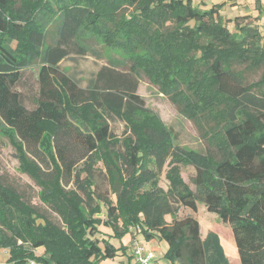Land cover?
I'll list each match as a JSON object with an SVG mask.
<instances>
[{"label": "trees", "instance_id": "trees-1", "mask_svg": "<svg viewBox=\"0 0 264 264\" xmlns=\"http://www.w3.org/2000/svg\"><path fill=\"white\" fill-rule=\"evenodd\" d=\"M227 1L236 2L204 9L194 0H0V122L41 201L61 219L0 176V248L10 261L42 247L45 264H100L125 253L123 238H136L139 225L147 240L168 243L174 264H230L217 232L202 238L194 215L177 216L203 202L231 225L241 264H264V71L245 79L264 66V36L255 16L224 19ZM89 33L143 53L129 70L120 61L102 65L82 86L62 62L90 51ZM140 72L195 122L206 151L175 144L138 92ZM112 116L126 123L122 140ZM98 154L115 200L95 184ZM182 163L195 168L194 189ZM102 224L118 244L102 236Z\"/></svg>", "mask_w": 264, "mask_h": 264}, {"label": "rangeland", "instance_id": "rangeland-1", "mask_svg": "<svg viewBox=\"0 0 264 264\" xmlns=\"http://www.w3.org/2000/svg\"><path fill=\"white\" fill-rule=\"evenodd\" d=\"M17 1L18 4L21 2V0ZM223 1L224 0H194V3L204 9H209L213 4ZM220 13L224 19L234 18L235 16L244 14H250L251 16L257 17L254 23H256V26L264 36V0H236L235 3L227 1L221 8ZM46 17V19H48L51 16L48 15ZM228 27L231 31H236L232 22L228 24ZM49 28L51 29V26ZM85 40L88 43L89 48H91L86 55L73 53L62 62V66L69 69V73L73 75L82 86H86L88 79L93 76L102 65L117 63L120 61L121 64L119 67L121 69L129 70L131 63L133 62V57L143 53L140 49L134 51L131 47L118 48L110 45L107 46L106 44H103L101 40L94 38L90 33L89 35H86ZM263 71L264 66L257 69L247 70L245 72L246 82L257 81L261 78ZM30 72L31 70L27 69V72L25 73L26 77H32L33 73ZM137 77L139 79V94L145 99L146 105L159 115L166 127L171 131L175 144L199 151H206L208 144L195 122L183 115L170 98L161 93L158 86L151 82V79L144 72H140ZM26 102L28 106H31L29 100ZM109 123L112 133L121 140L129 134L126 123L121 118L116 116L109 117ZM95 166L96 186L101 192L109 194V196L115 200L116 196L112 192L108 180L107 165L101 154H98ZM169 168L170 165L167 163L159 174V184L165 189L169 186L167 178V170ZM179 168L183 180L194 189L195 186L191 181V177L195 174L194 166L182 163L179 165ZM0 176L3 181L14 186L24 194L27 200L36 205L39 210L47 213L52 220L61 222L58 214L52 212L50 207L41 201L39 197L40 186L21 169L16 150L10 140L9 132L5 131L1 122ZM102 206L103 211L101 216L105 218L107 208L105 205ZM188 214L194 215L199 220L202 237H205L209 231H215L221 236L230 264H241L233 231L229 223L224 222L217 213L208 211L203 202L198 203V211L196 212H193L189 208L181 207L177 216L184 217ZM165 218L168 222H171L173 216L167 215ZM100 229L103 232V237L106 239H112L113 242L118 244V240L112 236L114 232L110 226L102 224ZM137 240L146 248H154L156 257L153 264H174L170 259L165 257L169 248V245L165 240H160L159 238L147 240L144 233L137 234ZM132 247V243H130V245L127 246L126 254L122 251H118V254L114 258L102 259L100 264H120L122 259L128 264L129 258L132 254ZM33 254V257L17 263L16 261H10V252L8 249L0 248V264H45L43 261H40V258L44 254V249L42 247L34 249ZM132 264H136L134 259H132Z\"/></svg>", "mask_w": 264, "mask_h": 264}, {"label": "built area", "instance_id": "built-area-1", "mask_svg": "<svg viewBox=\"0 0 264 264\" xmlns=\"http://www.w3.org/2000/svg\"><path fill=\"white\" fill-rule=\"evenodd\" d=\"M131 230L136 233V236L142 233V228L139 225L132 227ZM132 246V254L136 264H153L156 257L154 249L146 248L137 240V237L133 238Z\"/></svg>", "mask_w": 264, "mask_h": 264}, {"label": "crops", "instance_id": "crops-1", "mask_svg": "<svg viewBox=\"0 0 264 264\" xmlns=\"http://www.w3.org/2000/svg\"><path fill=\"white\" fill-rule=\"evenodd\" d=\"M201 236H202V234H201ZM221 237V236H220ZM202 238H204V237H202ZM221 240H222V238H221ZM123 242H124V244H127V246L128 245H130V243H132V240H131V236H130V234H128V235H126L124 238H123ZM223 243V242H222ZM224 246V245H223ZM152 248V247H151ZM152 249H154V248H152ZM124 254H126V252L124 253ZM120 263V262H119ZM120 264H127L126 262H125V260H121V263ZM128 264H132V260L130 261H128Z\"/></svg>", "mask_w": 264, "mask_h": 264}]
</instances>
